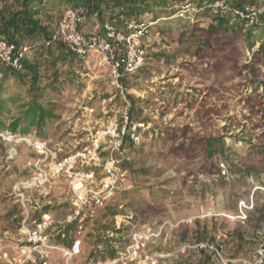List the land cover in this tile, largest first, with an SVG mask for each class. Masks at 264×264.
Returning a JSON list of instances; mask_svg holds the SVG:
<instances>
[{
    "label": "rangeland",
    "instance_id": "1",
    "mask_svg": "<svg viewBox=\"0 0 264 264\" xmlns=\"http://www.w3.org/2000/svg\"><path fill=\"white\" fill-rule=\"evenodd\" d=\"M4 1L12 0H0V9ZM169 15L156 21L146 39L144 67L123 81L130 127L138 134L137 144L124 139L118 165L123 181L86 226L80 252L70 264L119 259L129 243V216L138 231L152 237L135 261L118 264H220L214 254L199 251V243L218 244L228 264H243L264 244V68L255 66L261 70L256 81L248 68L263 39L255 36L251 48L245 37L230 33L207 38L205 30L212 21L207 11L188 18ZM145 18L150 21L151 16ZM59 19L55 15L54 24ZM120 29L126 32L124 24ZM81 30L102 31L93 21H85ZM54 58L31 52L25 59L42 76L44 95L35 102L56 116L45 122L40 136L33 125L26 138L48 141L60 158L90 147L108 123H119L125 102L110 84L102 55ZM5 69L0 65V82ZM8 81L12 95L17 82ZM51 84L55 91L45 89ZM21 86L19 102L12 103L2 118L5 125L22 117L35 94L41 93ZM181 129L186 138L197 137L187 155L177 147L181 136L173 134ZM209 137L220 139L222 148L206 158L201 141ZM18 138L22 136L0 131V264H16L13 248L22 215L15 190L31 177L27 164L36 158ZM52 189L47 207L39 193L29 194L38 207L53 214L51 235L59 241L58 223L68 212L70 193L63 180ZM242 203L248 206L242 210L245 219L239 214ZM37 216L36 211L33 218ZM73 233L66 229L61 243L68 247ZM4 252L9 262L2 258Z\"/></svg>",
    "mask_w": 264,
    "mask_h": 264
},
{
    "label": "built area",
    "instance_id": "2",
    "mask_svg": "<svg viewBox=\"0 0 264 264\" xmlns=\"http://www.w3.org/2000/svg\"><path fill=\"white\" fill-rule=\"evenodd\" d=\"M257 0H253L256 3ZM260 6L244 4L235 7L230 0H216L196 7L192 3H185L176 12L180 18H188L190 14H199L207 11L211 17L227 18L230 21L246 23L249 27H264V21L260 16L264 12V0H258ZM86 11L77 7L63 12L55 29L44 42L46 46L60 43L78 59L88 58L91 53L102 55L109 66L110 84L121 95L125 102L119 123H108L102 132L96 133L91 146L71 155L56 158L48 141L33 138H18L36 155L27 167L31 170V177L15 190V196L20 205L22 220L15 239L13 248L16 264H70L73 257L79 254L84 230L93 222L96 212L104 207L110 200L112 190L118 182L123 181V175L119 171V157L122 155L124 139L128 138L137 144L138 134L135 126L130 127V105L126 99V89L123 81L142 69L146 62V39L151 34L156 22H141L135 19L121 18L126 32L113 31L106 27V36L96 33H84L81 26L85 20ZM28 56V49L17 47L4 38H0V65L4 68L19 72L23 68V61ZM101 135V136H98ZM104 145V147H103ZM106 154L103 155V151ZM224 167V164H222ZM221 165V167H222ZM225 176V171H221ZM63 180L68 184L70 193L69 209L63 220L58 223L59 241L52 238L51 232L56 223L53 214L42 210L32 200L29 192L36 191L46 202L51 205L53 197L52 186L56 181ZM34 203V208L30 204ZM242 206V207H241ZM239 214L245 219L243 209L248 206L241 204ZM33 209V211H31ZM38 212V216L33 215ZM125 223L130 227L129 243L119 254V259L107 264L118 262H133L151 239L149 232H140L133 224L132 216L126 217ZM122 221H120L121 223ZM72 226L74 236L65 246V231ZM199 251H207L214 254L220 264H228L229 261L221 256L222 246L199 243L196 245ZM55 255L62 260L55 259ZM2 258L10 261L8 253H2ZM243 264H264V244H260L249 260Z\"/></svg>",
    "mask_w": 264,
    "mask_h": 264
},
{
    "label": "trees",
    "instance_id": "3",
    "mask_svg": "<svg viewBox=\"0 0 264 264\" xmlns=\"http://www.w3.org/2000/svg\"><path fill=\"white\" fill-rule=\"evenodd\" d=\"M216 0H12L3 2L0 9V38L6 39L17 47L23 46L31 52H43L44 59L73 60L76 58L68 48L60 43L46 46L44 42L48 39L51 32L55 29L54 16H61L64 11L72 8H83L86 11L85 21H93V24L100 28L101 34L106 36L108 31L106 27L113 31H120L123 26L121 18L135 19L141 22H156L161 17L177 12L185 3H192L196 7H201L206 3ZM235 7H241L244 4H254L253 0H230ZM150 15V21H146V16ZM169 15V16H170ZM264 21V12L260 16ZM54 24V25H53ZM263 31L262 34L260 32ZM230 33L234 37H245L252 48L255 44L254 37H260L257 52L253 55L252 65L248 66L253 72L254 80L259 78L260 69L255 66L264 68V27H249L244 22L230 21L227 18L212 17V21L205 30L207 38L218 39L219 36ZM252 75V74H251ZM41 74L35 64H30L26 60L23 61L21 72H15L5 69L0 82V131H7L14 135L26 137L31 131L33 125H36L37 133L40 136L41 130L46 121H52L56 118L52 110H46L41 104L35 102V99L44 95L43 88L40 87L39 81ZM17 82L15 93H8V79ZM26 78V82H23ZM54 81V79H53ZM256 81V80H255ZM22 85L30 87V90L41 91L35 94L31 105L23 113L22 117L14 119L10 124L5 125L2 118L10 113L12 103L19 102L20 94L17 93ZM264 85V80L261 81ZM55 91L53 84L46 87ZM131 99L130 97H128ZM264 103V97L261 100ZM264 110V109H263ZM25 133H22V132ZM185 129L174 131L173 134L181 136V142L177 147L182 149L187 155L195 144L197 137H185ZM204 147L205 157L211 158L221 148L222 143L218 138H206L201 141ZM264 211V208L262 209ZM72 226H68V231L72 230ZM113 256V255H112Z\"/></svg>",
    "mask_w": 264,
    "mask_h": 264
},
{
    "label": "bare ground",
    "instance_id": "4",
    "mask_svg": "<svg viewBox=\"0 0 264 264\" xmlns=\"http://www.w3.org/2000/svg\"><path fill=\"white\" fill-rule=\"evenodd\" d=\"M14 151H15V150H13L12 154H14Z\"/></svg>",
    "mask_w": 264,
    "mask_h": 264
}]
</instances>
